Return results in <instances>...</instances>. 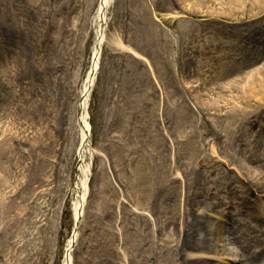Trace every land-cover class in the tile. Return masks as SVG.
<instances>
[{
	"label": "rangeland",
	"instance_id": "obj_1",
	"mask_svg": "<svg viewBox=\"0 0 264 264\" xmlns=\"http://www.w3.org/2000/svg\"><path fill=\"white\" fill-rule=\"evenodd\" d=\"M100 3L0 0V139H36L32 156L47 141L54 155L52 184L21 204L35 230L18 250L29 264H64L75 230L76 182L85 178L76 103ZM106 14L72 264H183L188 255L232 264L224 236L251 255L264 242L255 218L264 215V104L234 111L229 102L242 74L264 73V0H111ZM60 47L63 85L49 89L59 102L45 122L34 111L45 91L35 72ZM188 230L195 249L186 252ZM209 238L217 249L199 251Z\"/></svg>",
	"mask_w": 264,
	"mask_h": 264
},
{
	"label": "bare ground",
	"instance_id": "obj_2",
	"mask_svg": "<svg viewBox=\"0 0 264 264\" xmlns=\"http://www.w3.org/2000/svg\"><path fill=\"white\" fill-rule=\"evenodd\" d=\"M110 2L111 0H101L96 19L99 38L95 44L93 65L87 76L84 87L78 94V100L76 103V119L81 140V145L79 148V159L81 163L87 153L93 155L94 152L87 140H84L88 135V131L90 132L91 129L86 109L88 105L89 88L95 82L96 70L99 64L100 47L104 38L102 24L107 18L106 11ZM254 15L257 16L258 13H255ZM60 57H62V47L57 50L55 57L53 58L54 60L52 59L43 63V67L39 68V71L34 70V72L36 71L35 76L37 80H41L44 83L45 90L43 94V102L38 104L34 111L38 112L39 114V111L43 110L40 119H44L45 122H49L50 118L48 117L54 114L56 111L55 107L59 102L57 97L52 92H49V89H51L52 85H63L61 78L62 75L59 72H61L62 69L64 70V68L59 64ZM241 77L243 82L240 81L241 83L234 88L238 93V96L232 103L229 102V104H231V110L237 111L239 107L241 109H245L246 106H249L250 108V105L264 104V73L250 70L245 74H242ZM82 108L84 111L82 114H79V111ZM253 111L254 110L249 109V111H243V114L241 115H243L245 120H249L252 118L251 113ZM56 126L60 128L58 125ZM15 138L18 137L13 135L12 142L10 141L11 138L7 140L0 139V263L1 260L6 256L3 264H29L28 257L25 255L24 257L26 260H24V257L18 254V250L20 247H22L24 234H27V232L34 233L35 230L33 228L34 223L31 224L33 219L26 218L28 214L27 210L24 209L25 205L21 204L26 202L29 195L33 194L34 196L36 193H42L44 189H47V187L52 184L51 180L53 176V165L50 163V155H54L51 154L52 149L51 146L47 144V141L43 142L39 152L32 156V150L29 148L28 144L32 145L33 148L36 147V139H30L27 144V141L23 138H18V141H14ZM246 160L254 162V159L250 157L246 158ZM81 163L79 165V169L84 172L85 178H77L76 182V187L81 192L79 195L80 197L74 206L75 219L78 221L81 220L84 213L85 202L88 195V178L91 172V166L84 167ZM249 164L250 163L246 164L247 166H243L249 168V171L252 169L253 171L251 170L250 172L253 175L256 169H254V167ZM259 169L261 168L259 167ZM36 183H38L39 186L38 192L31 188ZM19 207H22L23 210L19 209L18 211ZM29 215L30 214H28V216ZM40 219L41 217L39 220ZM196 225H199V222ZM35 226L37 225L35 224ZM186 232L189 234L182 241L181 249L189 252L195 249V246H193V239L191 238V236L193 237V232L190 230ZM76 238L77 232L69 239L68 245L66 247L64 264H72L73 243L76 241ZM216 238H218L217 235ZM225 239L229 240L227 237H224L223 244H221V250L223 251L222 253L227 254V250L231 248L228 249V242H226ZM212 241L213 239L209 238V240H207V244H209V246H201L200 250H198L201 251L202 249L203 252H210L209 248H212V251L216 250L217 243L216 241L215 243ZM196 248H199V246ZM228 254L233 257L232 264H246V262L244 263L245 259L241 253L232 251V253L228 252ZM17 258L18 261L16 260ZM165 259L167 260V258ZM248 259L252 264H264V252L253 254ZM183 264H211V260H195L190 255H188L185 263Z\"/></svg>",
	"mask_w": 264,
	"mask_h": 264
}]
</instances>
